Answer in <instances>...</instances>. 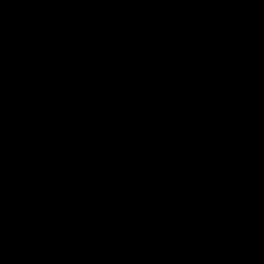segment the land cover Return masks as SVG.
I'll use <instances>...</instances> for the list:
<instances>
[{"label": "water", "instance_id": "95a60500", "mask_svg": "<svg viewBox=\"0 0 264 264\" xmlns=\"http://www.w3.org/2000/svg\"><path fill=\"white\" fill-rule=\"evenodd\" d=\"M0 264H264V0H0Z\"/></svg>", "mask_w": 264, "mask_h": 264}]
</instances>
